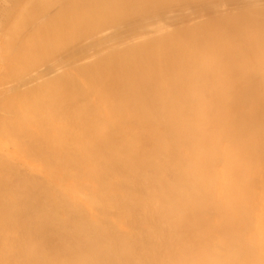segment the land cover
I'll return each instance as SVG.
<instances>
[{
  "label": "bare ground",
  "instance_id": "obj_1",
  "mask_svg": "<svg viewBox=\"0 0 264 264\" xmlns=\"http://www.w3.org/2000/svg\"><path fill=\"white\" fill-rule=\"evenodd\" d=\"M0 12V264H264V0Z\"/></svg>",
  "mask_w": 264,
  "mask_h": 264
},
{
  "label": "rangeland",
  "instance_id": "obj_2",
  "mask_svg": "<svg viewBox=\"0 0 264 264\" xmlns=\"http://www.w3.org/2000/svg\"><path fill=\"white\" fill-rule=\"evenodd\" d=\"M12 10H13V9H12ZM9 12L11 13V9L9 10ZM9 12H7V13H9ZM7 13H5V14H7ZM0 14H1V15H0V19H1V17H2L4 14L1 13V12H0ZM0 50H1V49H0ZM0 59H2V57H0ZM0 63H1V60H0ZM2 63H3V62H2ZM0 66H2V65L0 64Z\"/></svg>",
  "mask_w": 264,
  "mask_h": 264
}]
</instances>
